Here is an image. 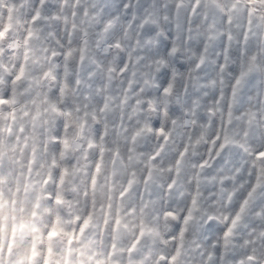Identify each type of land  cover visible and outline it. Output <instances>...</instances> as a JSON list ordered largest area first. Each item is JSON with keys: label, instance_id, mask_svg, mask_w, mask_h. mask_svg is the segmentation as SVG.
Here are the masks:
<instances>
[{"label": "rangeland", "instance_id": "rangeland-1", "mask_svg": "<svg viewBox=\"0 0 264 264\" xmlns=\"http://www.w3.org/2000/svg\"><path fill=\"white\" fill-rule=\"evenodd\" d=\"M176 2L0 0V264H10L14 247L23 264L25 245L35 264L37 233L49 226L44 264H98L97 257L101 264H240L253 249L264 253V184L244 205L258 176L249 152L264 141V125L252 115L264 79L247 74L246 54L264 52V19L245 18L229 30L209 14L218 0H206L203 21L171 16ZM46 71L55 79H42ZM169 83L175 91L165 99ZM68 112L81 118L80 149L62 148ZM162 119L177 124L159 154L153 135L131 141L138 122L156 127ZM88 142L94 147L85 151ZM117 149L123 164L109 153ZM149 155L156 167L141 164L130 200L95 188L76 195L95 184L93 171L105 162L100 184L108 188L126 175L129 157ZM177 170L181 183L169 189ZM197 191L225 213L243 206L245 223L225 236L222 220H190L181 237ZM61 192L68 193L62 213L51 204ZM165 211L181 220H165Z\"/></svg>", "mask_w": 264, "mask_h": 264}, {"label": "clouds", "instance_id": "clouds-1", "mask_svg": "<svg viewBox=\"0 0 264 264\" xmlns=\"http://www.w3.org/2000/svg\"><path fill=\"white\" fill-rule=\"evenodd\" d=\"M207 3L206 0H177L172 11L170 13L171 16L179 18V17H190L192 19H200L204 20L205 13L207 12ZM218 15L221 20L223 21V26L231 30V27L234 24H240L244 26V19H250L252 21H256L257 19H264V0H218V3L214 9L213 13H209ZM172 53L177 51V48L174 46L170 49ZM252 62H256L258 64L264 65V52H260L259 54L256 51H251L246 54V66L249 67V72L247 73L250 77L259 75L261 79H264V68L259 73H252L250 70V66ZM245 73H241L244 75ZM55 79L51 75L50 72H44L42 79ZM241 80L239 78L236 79V84L239 85ZM63 92V89H61ZM175 89L173 84L169 83L165 87H163L161 95L165 99L172 96ZM139 103V102H138ZM51 107V104H49ZM149 110L155 111L156 110V103L155 101L148 102ZM55 111V109H53ZM163 111V116L167 117L168 113L165 110ZM67 117V124L68 128L70 129V137L68 140L62 142V148L68 149L71 147H75L80 149L84 147L79 140L82 136V126L80 124V117L76 115L74 112L64 113ZM254 117H259V123L264 125V99H260L258 101V106L256 111L252 113ZM176 124L175 120L172 121L171 125H168L165 120H161V123L153 127L151 123L147 121L138 122L134 127H132L129 131V135L131 137V141L134 143L136 142L143 134H150L158 139L161 140L160 146L157 148V154H159L160 150L169 142H171L176 134ZM249 132L247 130L243 131V135L241 139L247 137ZM228 143L227 139L224 143L221 144V148L225 147ZM233 144L240 148H244L247 152L248 149L245 148L243 143H240L238 140H233ZM94 144L92 142H88L85 151L88 149H92ZM102 151L104 149L103 144V137H101V143L96 145ZM120 150L117 149L116 152H112L109 150V153L116 156V159L120 163H124L121 156L117 155ZM108 153H106L107 155ZM185 153L182 151L180 153L181 158ZM251 156V164L257 168L258 176L255 183L251 184V190L248 192L247 197L244 200V205L247 206L249 204V198L252 197L253 193L264 184V141L261 142L259 145L258 150L253 148L251 152H249ZM147 163L151 166V168H155L156 165L154 163V156H135L129 157L128 163L126 165L127 171L126 175L122 177L117 183L118 186H110L105 188L104 185L100 184V177L107 171L106 169V162L105 167L101 168L100 172L93 171V178L95 180L94 185H83V190L81 192H77L76 195L81 196L83 198L84 193L86 192L88 195L92 194V189L95 188L97 192L100 191H108L111 192L112 197L114 199H119L121 196L125 200H130L134 195L135 190L139 187L141 182V175L143 173V169L141 168V164ZM239 171V169H237ZM66 179V174L63 170L60 173V182L63 183ZM181 183V176L179 170H177L176 175L172 179L171 183L169 184V189L173 188L174 186H178ZM119 194V195H117ZM233 193H229V200H231ZM61 198L58 203L56 197L51 198V204L53 206H58L61 213L63 212L64 205L68 202V193L61 192ZM244 211V207L242 206L238 210L229 211L227 213L223 212L219 207H213V205L206 203V198L203 194L197 191L196 195L190 199L186 211L184 213L183 221L181 222L180 228V236L183 237L187 232V226L190 220L196 222H203L204 225L212 221L213 219L222 220L225 228H224V235H232L234 234L237 229L245 223V218L242 215ZM257 215H260L257 213ZM163 217L165 220H176L180 221L181 217L179 213H175L172 211H165L163 213ZM264 219V217H261ZM83 221H80L82 223ZM51 230V226L47 228V230L38 232L36 239H35V246L36 251L38 253L37 259L35 264H44V257L47 255V232ZM259 238L264 241V228L258 233ZM31 243V241L29 242ZM21 251L19 247H14L12 250V256L8 258L5 256L6 259L9 260L10 264H17L18 253ZM25 257L23 264H32L29 260V257L32 255V249L28 247V245L24 246ZM98 264H101L100 258L97 257ZM113 262H115V257H113ZM179 264V261L177 262ZM240 264H264V253L260 256L256 255V250L253 249L251 253L242 261Z\"/></svg>", "mask_w": 264, "mask_h": 264}]
</instances>
